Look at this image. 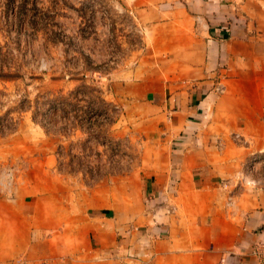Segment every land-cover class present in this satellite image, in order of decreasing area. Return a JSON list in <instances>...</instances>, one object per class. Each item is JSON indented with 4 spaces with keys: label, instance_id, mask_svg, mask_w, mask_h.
Listing matches in <instances>:
<instances>
[{
    "label": "crops",
    "instance_id": "obj_1",
    "mask_svg": "<svg viewBox=\"0 0 264 264\" xmlns=\"http://www.w3.org/2000/svg\"><path fill=\"white\" fill-rule=\"evenodd\" d=\"M6 2L13 28L113 54L101 82L145 143L136 166L86 181L49 154L2 192L0 264H264V160L245 170L264 155V0Z\"/></svg>",
    "mask_w": 264,
    "mask_h": 264
},
{
    "label": "rangeland",
    "instance_id": "obj_2",
    "mask_svg": "<svg viewBox=\"0 0 264 264\" xmlns=\"http://www.w3.org/2000/svg\"><path fill=\"white\" fill-rule=\"evenodd\" d=\"M7 3L0 0V194L35 167L50 166V156L57 174L77 169L85 181L136 166L145 142L101 82L113 54L96 62L84 46L44 41H58L59 30L13 28ZM37 228L43 244L50 231L43 219ZM44 258L22 254L8 264H46Z\"/></svg>",
    "mask_w": 264,
    "mask_h": 264
},
{
    "label": "built area",
    "instance_id": "obj_3",
    "mask_svg": "<svg viewBox=\"0 0 264 264\" xmlns=\"http://www.w3.org/2000/svg\"><path fill=\"white\" fill-rule=\"evenodd\" d=\"M223 90H224V87L222 85L216 86V91L217 92H222ZM263 160H264V155L263 154H255V155H253L250 158L249 162H247V164L245 166V170L246 171L253 170L255 168V166H256V163L261 162ZM240 179H243L242 174H239V177L236 180V184H239V180ZM222 184L225 187L227 186V182L226 181L225 182H222ZM227 200H228V202L231 201L230 196L227 198Z\"/></svg>",
    "mask_w": 264,
    "mask_h": 264
}]
</instances>
